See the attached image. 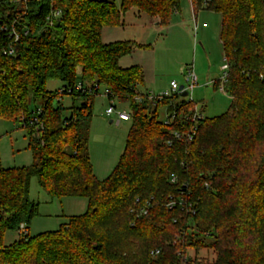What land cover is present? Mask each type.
Wrapping results in <instances>:
<instances>
[{
  "label": "trees",
  "instance_id": "16d2710c",
  "mask_svg": "<svg viewBox=\"0 0 264 264\" xmlns=\"http://www.w3.org/2000/svg\"><path fill=\"white\" fill-rule=\"evenodd\" d=\"M179 4L0 0V117L22 122L32 156L28 166L0 165V264H198L189 248L212 249L215 258L206 264H264V0H192L194 10L220 15L219 43L229 64L225 91L232 103L199 121L191 141L171 134L191 121L176 116L164 125V102L134 100L143 94L142 68L120 60L132 48L150 45L101 38L130 10L166 27ZM53 11L59 16L49 25ZM10 25L18 40L14 53L3 55L9 39L2 27ZM49 80L62 86L49 91ZM77 83L83 89L75 90ZM92 84L127 105L131 122L123 150L102 180L88 153L92 98L99 92L84 88ZM63 95L71 97L68 114L59 102ZM76 99L82 102L75 105ZM194 105L181 101L170 108ZM33 176L51 197L85 198V212L56 230L29 235L37 206L28 197ZM179 190L190 206L165 207ZM147 204V213L138 214ZM21 223L25 233L18 234ZM7 230L17 238L4 245Z\"/></svg>",
  "mask_w": 264,
  "mask_h": 264
},
{
  "label": "rangeland",
  "instance_id": "374dc122",
  "mask_svg": "<svg viewBox=\"0 0 264 264\" xmlns=\"http://www.w3.org/2000/svg\"><path fill=\"white\" fill-rule=\"evenodd\" d=\"M182 4L185 5L186 14L190 17L187 25L184 26L187 33L178 32L177 35H172L170 40V37L164 39L167 34L162 32L160 41L155 43L152 50L147 54L143 50L132 58L139 57L144 64L152 65L153 69L155 67L156 72L160 73L165 81L175 77L179 85L184 83L183 73L187 65L192 64L197 76V85L190 93L193 103L205 117L219 116L230 109L232 98L219 92L211 81H208L207 85L204 82L208 74L209 78L216 79L221 74L222 49L218 42L220 15L200 9L198 13L196 12V18H191L189 0H182ZM142 53L144 54L141 56ZM61 86L62 83L58 80H49L46 83V89L49 91L58 90ZM103 90V87H100L99 93L92 98V115L88 131L89 159L93 173L99 180L104 179L116 164L123 150L127 131L131 126L130 120L109 123L111 117L106 116L104 112L109 105V100L103 95ZM59 102L66 108L64 113L68 114L71 97L63 95ZM81 102V99H76L74 103L79 105ZM29 106L33 110V104L30 103ZM117 106L119 109L128 110L124 103ZM36 107L39 109V102L36 103ZM161 118L162 115L159 119ZM31 161L32 156L27 148V136L22 122L0 117V165L3 167L28 166ZM28 197L37 204L36 213L27 225L28 234L31 236L56 230L67 220V217L82 214L86 210L85 198L51 197L38 185L34 176L30 179ZM16 238V231H4L2 243L11 244ZM187 253L196 259L198 264L212 262L215 258V253L210 248H189Z\"/></svg>",
  "mask_w": 264,
  "mask_h": 264
},
{
  "label": "built area",
  "instance_id": "2783aa9c",
  "mask_svg": "<svg viewBox=\"0 0 264 264\" xmlns=\"http://www.w3.org/2000/svg\"><path fill=\"white\" fill-rule=\"evenodd\" d=\"M59 16V11H53L50 16L47 17V22L50 25L52 22V19ZM2 30L7 32V37L9 39V43L7 45V48L2 51L3 55H12L14 53V47L13 44L18 40V33L15 29L14 25H10V27L3 26ZM26 31H24V34ZM222 63L220 65L221 74L220 76L215 80L212 81L213 85L217 88V90L223 94H226L225 91V83L227 81V75H228V68L229 64L222 54ZM184 83L182 84V88L179 89V84L171 80L169 82L168 88L165 90H160L158 92L153 91H143L141 93H137L134 97V100L137 102H141L143 99H146L148 101H151V104L153 106H156L158 104H162L163 102L165 104H162V123L164 125H167L171 123L176 116H179V118L183 121H191V125L182 130H176L172 131L171 134L174 139L177 140H183V141H191L193 140V137L196 133L197 124L199 121L203 120L205 116L201 111H199L196 106L194 105L193 109L188 111H176L175 109L170 108L172 105H174L177 102L185 101V102H192L193 99L190 96V93L192 89L197 85V76L194 71V67L192 64L187 65L186 69L183 73ZM83 84L77 83L74 87L75 90L83 89ZM88 91L91 90H98L99 88L96 84L88 85L86 88ZM103 95L106 96L109 100V105L105 109V114L108 117H111V122L119 123L121 121H126L130 119V115L128 113L127 109H119L117 104V101L113 100V96L110 93V91L107 88H103ZM70 91V90H68ZM185 93V95H183ZM33 123H37L36 119L33 120ZM186 126V125H181ZM168 144L171 143L170 140L167 141ZM170 182L175 183V177H170ZM187 193L183 190H179L178 194L176 196L172 195L168 197V200L164 203V206L171 209L174 207L179 206L180 209H186L190 206V203L186 200ZM137 201V200H136ZM135 201V202H136ZM132 212V210H130ZM148 211V204L145 207H141L139 209L138 214H146ZM25 233L24 224L21 223L19 225L18 234Z\"/></svg>",
  "mask_w": 264,
  "mask_h": 264
},
{
  "label": "crops",
  "instance_id": "0c3cea01",
  "mask_svg": "<svg viewBox=\"0 0 264 264\" xmlns=\"http://www.w3.org/2000/svg\"><path fill=\"white\" fill-rule=\"evenodd\" d=\"M189 5L191 6L190 10L192 12L191 18H196V14L198 13V11L200 9H205L204 7H202L200 9L194 10L192 0H189ZM188 20H190V17L188 14H186V7L184 4H182V0H180L178 11L172 15L171 20L166 27L160 26L157 19L155 18H151L142 13L139 14L135 10H130L123 16L122 24L120 26L104 28L102 31L101 38L102 41L105 43L125 40L132 41L136 44H149L150 47L147 49H134L130 56H126L120 60V64L124 67L132 65L141 66L145 83H143V85L139 87L140 90L158 92L160 90L167 89L171 80L176 81L175 77H171L170 80L165 81L163 79L164 77L160 73L156 72L155 67L153 69L152 65L148 66L144 64V61L141 60L139 57H132H134L135 55H139V52H143V50H145L146 54L147 52L152 50L155 43L157 44L160 41L159 37L162 32H164L165 35L167 34L164 39L166 37H170V40L172 38V35H177L176 33L178 32H183L184 34H186L187 30L184 29L186 28L184 26L187 25ZM188 30H190V28ZM155 35H157V37ZM172 45L179 46L178 44ZM143 54L144 53H142L141 56ZM208 75H206L205 78V85H207L208 81H211L212 83V81L216 80V78H209Z\"/></svg>",
  "mask_w": 264,
  "mask_h": 264
},
{
  "label": "water",
  "instance_id": "95a60500",
  "mask_svg": "<svg viewBox=\"0 0 264 264\" xmlns=\"http://www.w3.org/2000/svg\"><path fill=\"white\" fill-rule=\"evenodd\" d=\"M181 88H182V85L179 86V89H181ZM183 95H185V93H183ZM109 123H111V120L109 121Z\"/></svg>",
  "mask_w": 264,
  "mask_h": 264
}]
</instances>
